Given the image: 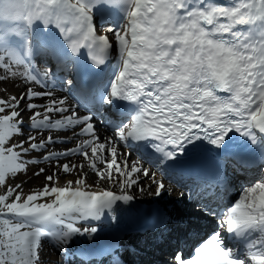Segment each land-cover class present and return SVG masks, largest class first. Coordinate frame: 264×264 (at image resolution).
I'll return each instance as SVG.
<instances>
[{
    "label": "snow or ice",
    "instance_id": "1",
    "mask_svg": "<svg viewBox=\"0 0 264 264\" xmlns=\"http://www.w3.org/2000/svg\"><path fill=\"white\" fill-rule=\"evenodd\" d=\"M176 187L162 264H264V0H0V264H129L96 224Z\"/></svg>",
    "mask_w": 264,
    "mask_h": 264
},
{
    "label": "bare ground",
    "instance_id": "2",
    "mask_svg": "<svg viewBox=\"0 0 264 264\" xmlns=\"http://www.w3.org/2000/svg\"><path fill=\"white\" fill-rule=\"evenodd\" d=\"M29 174L31 175V173H29ZM39 183H40L39 179H33V180L29 181L28 185L25 186V189L27 190L28 187L37 185ZM145 187H147V185H145ZM166 187H168V186L166 185ZM165 194L170 195L171 193L164 192L162 195L165 196ZM162 195L160 197H156V196H150L147 194H144V195L138 194L136 199L138 201H140L142 204H148L149 205L150 203H153L155 201H157L158 204H161V203H164L163 202L164 198L162 197ZM158 242H161V241L158 240ZM79 243H80L79 240L75 241L74 244L72 246H70V250H69L67 255H69L71 257L73 255V252L75 251L76 245H78ZM161 243H157L156 239H152V242H150L151 257L156 253L155 251H157V250H159V249H161L167 245L165 243H162V244ZM46 259H50L53 262H60V264H62V256H61L60 252L57 249L52 248V247H49V249L47 250ZM148 259H149V257H148Z\"/></svg>",
    "mask_w": 264,
    "mask_h": 264
}]
</instances>
